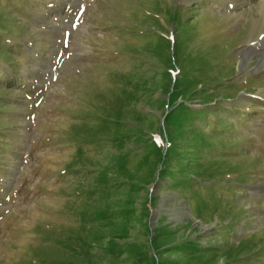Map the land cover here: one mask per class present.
Masks as SVG:
<instances>
[{
	"label": "rangeland",
	"instance_id": "1",
	"mask_svg": "<svg viewBox=\"0 0 264 264\" xmlns=\"http://www.w3.org/2000/svg\"><path fill=\"white\" fill-rule=\"evenodd\" d=\"M254 9L0 0V264H264Z\"/></svg>",
	"mask_w": 264,
	"mask_h": 264
},
{
	"label": "bare ground",
	"instance_id": "2",
	"mask_svg": "<svg viewBox=\"0 0 264 264\" xmlns=\"http://www.w3.org/2000/svg\"><path fill=\"white\" fill-rule=\"evenodd\" d=\"M248 1H250V4L252 6H254L255 8L254 12L257 13L259 16H261V18H264V0H248Z\"/></svg>",
	"mask_w": 264,
	"mask_h": 264
}]
</instances>
